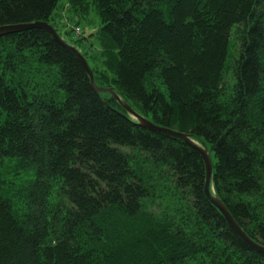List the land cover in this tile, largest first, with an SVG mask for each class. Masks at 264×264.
Segmentation results:
<instances>
[{"label":"trees","instance_id":"trees-1","mask_svg":"<svg viewBox=\"0 0 264 264\" xmlns=\"http://www.w3.org/2000/svg\"><path fill=\"white\" fill-rule=\"evenodd\" d=\"M59 2L0 0V28L51 24ZM69 3L99 13L69 40L96 84L204 142L218 198L264 246V0ZM117 110L47 32L0 39V157L34 175L16 214L15 166L0 172V264H264L205 197L199 152Z\"/></svg>","mask_w":264,"mask_h":264},{"label":"water","instance_id":"water-1","mask_svg":"<svg viewBox=\"0 0 264 264\" xmlns=\"http://www.w3.org/2000/svg\"><path fill=\"white\" fill-rule=\"evenodd\" d=\"M43 30L50 34L54 40L59 43L61 46L66 48L83 66L85 69L91 83V87L94 92L102 97L103 95H110L116 103L121 107V109L125 112V114H120L129 121L135 123L139 127L149 130L153 133L163 134L169 138H173L176 140H180L192 148H194L201 155L203 162L205 164L206 170V179L204 185V194L208 201L219 211L223 219L226 221L228 227L232 230V232L249 248L253 251H256L260 254L264 255V246L255 242L235 221L229 212L228 208L225 204L218 198L217 193L215 191L214 183H213V162L211 154L204 142L197 140L193 135L183 133L177 130H173L170 128L159 126L143 115L136 112L122 97V95L112 88H103L99 87L96 84V80L94 74L86 61L83 55L73 46L68 45L57 33V31L50 26L46 22H35L32 24H22V25H12V26H4L0 28V38H4L6 36H11L15 34H20L26 31L31 30ZM106 104V103H105ZM108 105V104H107ZM109 106V105H108ZM110 107V106H109Z\"/></svg>","mask_w":264,"mask_h":264},{"label":"rangeland","instance_id":"rangeland-1","mask_svg":"<svg viewBox=\"0 0 264 264\" xmlns=\"http://www.w3.org/2000/svg\"><path fill=\"white\" fill-rule=\"evenodd\" d=\"M76 14L69 7V0H60L53 15L52 24L61 34H63L64 38L67 39L68 42H71L69 40H72L75 37L72 34L67 35L66 32L72 30L75 25H79L82 30L87 33V35L88 32L93 30L97 31V29L101 27L99 13L93 5H90L88 12L82 11L76 12ZM92 43L89 42V44ZM0 164L2 166V170H0V172H4L6 170V164L15 166L14 169L9 171L15 177L9 176L11 185H9V190L4 193V195H7L14 201L16 205V214H19L21 207L24 205H28L33 210L30 202L31 199L29 198L32 192L29 187V183L34 179L32 171L22 169L23 164L19 160H7L0 157Z\"/></svg>","mask_w":264,"mask_h":264}]
</instances>
